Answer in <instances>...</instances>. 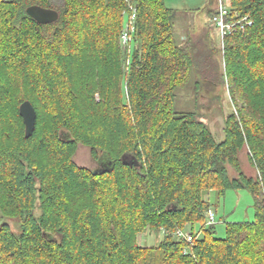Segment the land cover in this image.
Instances as JSON below:
<instances>
[{
  "label": "trees",
  "instance_id": "obj_1",
  "mask_svg": "<svg viewBox=\"0 0 264 264\" xmlns=\"http://www.w3.org/2000/svg\"><path fill=\"white\" fill-rule=\"evenodd\" d=\"M131 1L125 69L127 0H0V264H264V0H223L227 22L251 21L224 35V68L208 25L179 42V10ZM35 4L57 20L36 21L26 11ZM193 78L196 97L203 85L228 86L234 108L221 142L176 108ZM25 100L37 113L28 138ZM79 145L110 170L77 164ZM244 150L256 176L243 169ZM230 189L249 191L255 214L226 222L220 237L207 225V195ZM14 217L18 234L6 221ZM186 228L192 242L175 235ZM144 231L163 236L141 245Z\"/></svg>",
  "mask_w": 264,
  "mask_h": 264
},
{
  "label": "rangeland",
  "instance_id": "obj_2",
  "mask_svg": "<svg viewBox=\"0 0 264 264\" xmlns=\"http://www.w3.org/2000/svg\"><path fill=\"white\" fill-rule=\"evenodd\" d=\"M167 6L177 9L178 13L175 19V36L180 42L184 37H197L203 34L204 27L210 28V34L215 39L218 50L217 58L224 68V60L222 56V38L219 29L213 25L211 17L212 11L217 9L219 0H165ZM226 5V1H224ZM124 14V25L127 21V14ZM122 29V31H123ZM121 31V33H122ZM121 33L119 37V44L122 51L123 66L126 69L130 64V56L134 50V43H132L131 50L124 46L121 41ZM194 79L188 87L180 89L177 92L176 108L178 110L191 111L196 114V118L205 122L213 132L215 139L218 142L226 138V119L233 110V104L229 96L228 86H217L207 88L202 86L200 94L196 97L194 92ZM74 160L81 166H89L91 168H98L93 161L90 149L86 146L79 145V148L74 156ZM242 166L249 176H256L257 169L251 164L248 158L247 150L241 154ZM229 174L233 176L235 171L230 167ZM207 199L211 203V208L214 211L216 219V235L224 236L226 230V222L228 221H248L254 218V200L251 193L247 190H227L226 194L219 198L216 191H211L207 195ZM39 213V210L36 211ZM15 233L20 232V223L18 218H6ZM198 229V225L195 227ZM186 230H188L186 228ZM162 232L144 231L139 233L138 239L141 245L153 246L162 238Z\"/></svg>",
  "mask_w": 264,
  "mask_h": 264
},
{
  "label": "built area",
  "instance_id": "obj_3",
  "mask_svg": "<svg viewBox=\"0 0 264 264\" xmlns=\"http://www.w3.org/2000/svg\"><path fill=\"white\" fill-rule=\"evenodd\" d=\"M127 21L125 24V28L121 33V41L122 44L128 47L129 51L131 50L132 43H134V34L136 31V21H137V7L131 0H127ZM217 13L211 18L213 25H215L221 34V40L223 41L224 35L234 29L237 25L241 28H244L245 24H250L251 21L248 17H243L242 19L235 22H227L226 15L229 12L227 5L224 4L223 0H219V5L217 7ZM215 214L212 208H210L207 212V225L215 224ZM175 235L179 238H183L188 242H192L193 236L189 230L186 229H178L175 232Z\"/></svg>",
  "mask_w": 264,
  "mask_h": 264
},
{
  "label": "water",
  "instance_id": "obj_4",
  "mask_svg": "<svg viewBox=\"0 0 264 264\" xmlns=\"http://www.w3.org/2000/svg\"><path fill=\"white\" fill-rule=\"evenodd\" d=\"M28 15H30L32 18H34L39 23H51L57 20L59 14L57 10L42 7L40 5H31L26 9ZM19 113L23 118L24 125H25V137H31L33 135V132L35 130L36 126V118L37 113L36 109L33 106L32 102L30 100L23 101L19 106ZM103 160V164L98 170L99 172L105 173L110 170V167L112 166V161L105 159ZM125 161H127L131 165L139 166V162L134 159V157H125Z\"/></svg>",
  "mask_w": 264,
  "mask_h": 264
},
{
  "label": "flooded vegetation",
  "instance_id": "obj_5",
  "mask_svg": "<svg viewBox=\"0 0 264 264\" xmlns=\"http://www.w3.org/2000/svg\"><path fill=\"white\" fill-rule=\"evenodd\" d=\"M103 163V160H101L99 163L95 162V165L100 168L102 165H104Z\"/></svg>",
  "mask_w": 264,
  "mask_h": 264
},
{
  "label": "crops",
  "instance_id": "obj_6",
  "mask_svg": "<svg viewBox=\"0 0 264 264\" xmlns=\"http://www.w3.org/2000/svg\"><path fill=\"white\" fill-rule=\"evenodd\" d=\"M185 38V37H184Z\"/></svg>",
  "mask_w": 264,
  "mask_h": 264
}]
</instances>
